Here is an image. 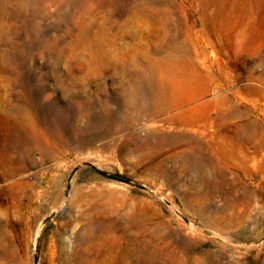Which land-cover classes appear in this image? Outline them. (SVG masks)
<instances>
[{
    "label": "rangeland",
    "instance_id": "1",
    "mask_svg": "<svg viewBox=\"0 0 264 264\" xmlns=\"http://www.w3.org/2000/svg\"><path fill=\"white\" fill-rule=\"evenodd\" d=\"M258 89L264 0H0V264H264Z\"/></svg>",
    "mask_w": 264,
    "mask_h": 264
},
{
    "label": "bare ground",
    "instance_id": "2",
    "mask_svg": "<svg viewBox=\"0 0 264 264\" xmlns=\"http://www.w3.org/2000/svg\"><path fill=\"white\" fill-rule=\"evenodd\" d=\"M184 37L185 38L188 37L187 33L184 34ZM199 39L203 40V39H201L200 36L193 37L194 43L198 44ZM199 54L200 53H198L197 51L194 53L195 57H199ZM200 55H202V53ZM200 64L204 70H206L208 72L210 71L209 72L210 74H207V78L204 80L205 81V87H209L211 84L213 85V83H214L215 87H216L215 89H217V88L222 87L223 84H225V82L223 80H226V77L223 75L224 72L222 71L220 66L216 65L215 70H211V68L206 67L202 61H200ZM212 72L214 73V75L212 74ZM255 92L259 95L260 98H262L264 100V92L262 90L258 89V90H255ZM236 94H237V91H235L233 93V95H236ZM216 97H215L216 98L215 101H209L206 103L207 107L218 108V107H222V105L227 102V99H225L224 97H218V96H216Z\"/></svg>",
    "mask_w": 264,
    "mask_h": 264
}]
</instances>
